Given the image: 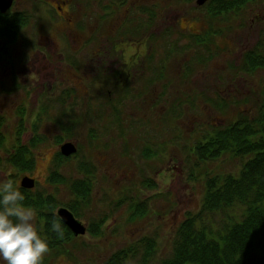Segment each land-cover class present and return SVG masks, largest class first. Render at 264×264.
I'll use <instances>...</instances> for the list:
<instances>
[{
	"label": "flooded vegetation",
	"instance_id": "af4514ba",
	"mask_svg": "<svg viewBox=\"0 0 264 264\" xmlns=\"http://www.w3.org/2000/svg\"><path fill=\"white\" fill-rule=\"evenodd\" d=\"M211 1L204 5L208 6ZM167 4L170 8L176 6L175 0H169ZM163 12L160 0H14L8 11L2 13L0 10L2 16L7 15V19L23 23L14 41H3L0 46V63L7 61L8 71L5 74L13 75L12 83L8 82L13 84L10 87L12 93L0 97V130L4 133L8 125L4 119V108L9 101L14 109L10 111L15 118L14 133L20 131L23 135L30 131L39 134L44 119L49 116L47 96L52 95V91L49 89L45 93L40 90L37 95L35 91L38 86L45 88L44 83L54 72L37 56L48 55L50 47L59 58V63L66 58L64 51L68 50L66 64L69 68L82 67L90 72V79L78 82L79 90L89 94L95 120L101 116L100 111L94 109L95 102L104 106L108 117L106 128L94 126L90 129L94 147L106 146L110 149L119 145L124 153L130 150L132 144L144 147L142 157L148 161V166L167 160L155 172V177L171 176L174 169L183 174L176 164L188 163L193 154L199 160L195 152L196 137L202 139L205 134L197 128L201 123L197 120L196 127L190 131L183 124L176 123L184 118L191 121L198 118L192 112L197 105V93L202 104L196 109L202 110V113L205 110L213 116L219 123L217 129L246 119H264V102L258 114L250 111V99L247 93L242 94L241 84L248 78L240 74L244 71L250 76L264 69L251 70L244 62L247 52L255 51L258 46L263 49L261 44L253 47L255 45L251 46L252 42H248L243 47L245 51H241V42L228 41L230 32L224 31V27L221 26L219 32L204 31L201 23L200 26L189 23L182 27L176 18L173 25V20L164 25L161 20ZM33 20L45 24L47 31L40 32L39 44L47 48L40 49L28 41L21 47H15L22 29ZM214 42L222 49L220 61L206 69L212 71V78L202 90H198L200 87L194 85L193 75L203 71L204 65L207 66L204 64V47ZM26 86L28 89H25ZM242 101L246 103L241 104ZM230 102L239 110L241 108V112L250 114H238L236 118H244L227 124L229 116L234 115L229 114ZM162 119L169 124L172 121L174 129L169 127V133L175 140L164 138L169 134L161 131ZM240 129L238 127L237 131ZM103 134H106V140L102 139ZM258 135L264 136V132L252 136L257 139ZM74 142L76 155L80 148L78 142ZM149 151L152 153L148 154ZM242 157L245 159L246 155ZM102 159L107 162L105 157ZM35 181L37 185V178Z\"/></svg>",
	"mask_w": 264,
	"mask_h": 264
},
{
	"label": "rangeland",
	"instance_id": "374dc122",
	"mask_svg": "<svg viewBox=\"0 0 264 264\" xmlns=\"http://www.w3.org/2000/svg\"><path fill=\"white\" fill-rule=\"evenodd\" d=\"M160 1L162 10H164L161 19L164 25H168L169 21L172 20L174 22L171 25H173L178 19L182 27L189 25V23L200 26L201 23L204 26V31H220V26H224L225 31L230 32L227 40L233 39L241 42V51L243 49L245 51L243 48L245 44L252 42L251 46L255 45L253 47H256V44H261L263 47L261 51L264 53V0L251 1L237 13L223 14L215 19L208 16L207 9L209 7L197 5L196 0H175L176 6H171V8L167 4L169 0ZM187 1L188 3L185 4ZM44 25V23L35 20L29 23L22 29L20 39L15 47H21L28 41L32 46L46 49L47 47H42L39 44L40 32L47 31L44 29ZM2 45L3 41L0 40V46ZM51 51L52 48L50 47V50L47 51L48 55L42 53L43 55L37 56L54 73L48 77V82L44 83L45 88L38 86L35 91V95L40 94V90L45 93L49 89L50 92L52 91V95L47 96V100L50 102L49 116L44 119L42 129L38 130V136L41 139L39 145L33 148V153L36 156L35 167L32 172L20 174L5 161L9 151L13 150L17 142V134L14 133L16 127L14 125V113L10 112L14 109L11 108L12 104L8 101L7 107L4 108V119L8 124L4 131L6 142L4 147L0 148V157L3 160L0 164V187L5 186L9 180H14L17 185H20L21 178L24 175H29L38 180L36 190L52 193L59 202L72 203L76 197L69 185L65 183L52 184L48 180L51 172L59 171L66 176L69 182L89 178L92 182L91 194L85 201L80 200L81 206L78 217L87 226V233L84 236H77L75 247L67 246L64 251L57 254H45L39 251V248L32 249L30 247L37 223V214L33 210L21 209L19 231L10 240L0 243V264H7L25 253H29L31 257H43L47 260V264H103L114 252L135 243L139 245L142 238L153 239L157 242L156 252L150 264H158L171 256L176 230L180 224L189 213H198L201 210L208 175L237 173L244 163V159L226 153L218 159L201 165L193 154L188 163L176 164L178 168L182 169L183 174L180 175L177 169H174L171 176L155 177V172L167 160L164 163L154 162L148 166V161L142 157L141 150L144 147L132 144L130 150L125 152L126 156L122 150L123 147L119 145L112 146L110 149L106 146L97 147L100 148L98 150L94 147L90 129L94 126L104 128L108 117L104 106L95 102L94 109L100 111L99 114L101 115L95 120L92 116L89 94L79 90L78 82L81 81L80 79H90V72L82 67L70 69L69 65L66 64L68 62V50L64 51L66 58L61 59L60 63L57 55ZM224 52L226 54V49ZM221 53L222 49L215 42L204 47V64L206 63L207 66L204 65L203 71L195 72L193 75L194 85L200 87L197 88L198 90H202L201 88L208 84L212 78L210 74L212 71L209 72L206 69L220 61ZM7 71L8 62L2 61L0 63V97L9 96L12 93L10 87L13 84L9 85V83H12L13 75L5 74ZM243 72L240 74L247 77L248 80L241 82L243 85V92H241L243 95L247 93L246 95L250 99V111H256L258 114L260 105L264 102V69H259L250 76ZM48 85L52 86L49 87ZM25 89L28 87L26 86ZM54 91L55 94H53ZM199 96L200 94L197 93V105L195 107L194 104L195 109L192 111L197 114L198 118H192V121L189 118H184L185 120L180 119L176 123L183 124L185 129L190 131L192 127H196L197 120H199L201 126L197 128L201 129V132H213L214 129L218 128L219 123L213 116H209L207 111L204 110L202 113V110L196 109L198 105L202 104ZM242 100H244L243 97ZM243 103L246 102L242 101L241 104ZM230 105L229 114L233 113L235 116H229L230 122L227 124L233 122L234 119L238 121L244 118V116H237L236 118L238 114H250L241 112V108L239 110L232 102ZM177 107L180 106L177 105ZM171 122L169 124L166 119H162L161 131H166L169 134V136H164L165 139L170 138V141H173L176 138H173V135L169 133L171 127L174 129ZM105 135L103 134L102 139L106 140ZM34 136L35 133L29 131L27 134L21 135V139L26 143ZM59 137H63L65 141L78 142L80 148L79 153L72 155L69 160H65L61 168L56 165V157L60 152V144L63 142L58 143ZM103 157L107 159V162H103ZM81 166L89 168L93 173L86 175L80 170ZM164 169L162 168V170ZM166 170L170 173V170ZM193 173H196V178H192ZM154 180L158 184L155 189L142 185L145 182L151 184ZM135 204L138 206L137 210L134 208ZM243 208L238 205L229 210L228 213L240 215ZM228 213L224 211L204 213V220L208 225H213L218 230L229 221L227 219ZM101 221H103L100 224L102 233L98 236L91 234L90 225ZM9 223L8 217H1L0 232L6 229ZM83 242H85L84 246H82ZM263 246L264 234L261 233L254 239L252 260L256 261L259 257L264 256V252L262 254ZM139 248L138 253L136 252L137 255L129 258L127 264H137L142 255L146 253L144 248ZM255 264L262 263L259 261Z\"/></svg>",
	"mask_w": 264,
	"mask_h": 264
},
{
	"label": "trees",
	"instance_id": "16d2710c",
	"mask_svg": "<svg viewBox=\"0 0 264 264\" xmlns=\"http://www.w3.org/2000/svg\"><path fill=\"white\" fill-rule=\"evenodd\" d=\"M251 1L254 0H213L208 3L207 13L209 17H214L213 19L223 14L237 13ZM21 25L23 23L11 21L7 19V15L0 14V40L8 43L14 41ZM258 47L255 51L247 52L244 57L246 66L251 70L264 68V53ZM238 127H241L240 131H237ZM261 132H264V119H246L230 124L224 129L216 128L213 132L205 133L202 139L200 136L196 137L195 152L200 164H207L226 153L236 158L246 155V158L237 173L208 175L201 210L198 213H189L180 224L176 230L171 256L158 264H255L259 261L264 264V256L256 261L251 259L255 237L264 234V136L258 135L257 139L252 136ZM16 134L17 142L5 161L20 174L32 172L36 164L33 148L39 145V134H35L26 143L21 139L20 131ZM62 141H65L63 137H59L58 143ZM5 142L6 137L0 130V148L4 147ZM69 158L59 152L56 165L61 168ZM2 161L0 157V164ZM80 170L86 175L93 173L85 166H81ZM195 174L193 173L192 178H196ZM48 180L55 185L68 184L76 200L72 203H62L52 193L36 190V186L27 189L17 185L14 180H9L5 186L0 187V218L6 216L10 219L8 227L0 232V243L10 240L19 231L20 210L29 209L37 214L30 245L32 249L39 248V251L45 254H57L67 246L75 247L78 237L62 222L56 212L59 207L65 206L78 218L80 200L85 201L91 194L92 182L89 178L69 182L66 176L57 170L51 172ZM142 185L153 189L158 186L154 181ZM238 205L244 207L240 215L228 213ZM134 208L137 210V204ZM218 211L228 213L229 221L217 230L205 222L204 213ZM102 222L90 225V233L95 236L101 234ZM84 245L85 242L82 243V246ZM139 247L144 248L146 253L137 264H150L156 252L157 242L148 238H142L139 245L135 243L114 252L103 264H127L129 258L137 255ZM263 252L264 246L262 254ZM7 264H47V260L25 253Z\"/></svg>",
	"mask_w": 264,
	"mask_h": 264
},
{
	"label": "water",
	"instance_id": "95a60500",
	"mask_svg": "<svg viewBox=\"0 0 264 264\" xmlns=\"http://www.w3.org/2000/svg\"><path fill=\"white\" fill-rule=\"evenodd\" d=\"M13 1L14 0H0V10L2 13L8 11L12 6ZM208 1L211 0H196V3L197 5L202 6ZM60 152L63 156L69 157L77 152V146L74 141H65L60 145ZM20 185L23 188L33 189L36 185L35 178L29 175H24L21 178ZM56 213L75 236L85 235L87 233V226L78 219L69 208L61 206L57 209Z\"/></svg>",
	"mask_w": 264,
	"mask_h": 264
}]
</instances>
